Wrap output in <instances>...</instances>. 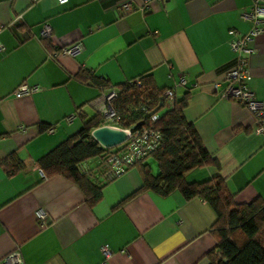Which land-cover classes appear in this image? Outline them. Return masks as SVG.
<instances>
[{"label":"crops","instance_id":"crops-1","mask_svg":"<svg viewBox=\"0 0 264 264\" xmlns=\"http://www.w3.org/2000/svg\"><path fill=\"white\" fill-rule=\"evenodd\" d=\"M115 1L0 0V264L15 250L22 264H212L216 214L206 202L178 192L126 201L142 185L135 167L106 183L90 209L73 183L41 173L38 161L96 115L91 101L101 91L92 75L111 87L148 76L158 90L182 77L175 99L188 96L184 118L218 164L185 181L220 177L235 204L264 203V134L254 133L245 108L218 96L235 56L228 33H250L244 15L253 0H169L142 10V0H131L137 9L123 17ZM43 24L54 45L40 39ZM77 43L81 52L59 55ZM248 47V87L264 106V31ZM21 85L39 91L17 98ZM143 164L157 175L152 158Z\"/></svg>","mask_w":264,"mask_h":264},{"label":"trees","instance_id":"trees-1","mask_svg":"<svg viewBox=\"0 0 264 264\" xmlns=\"http://www.w3.org/2000/svg\"><path fill=\"white\" fill-rule=\"evenodd\" d=\"M88 79L100 91L111 87L96 80L94 75ZM138 79L141 82L140 88L131 86L128 82L114 87L119 91L117 107L124 114L123 128L133 124L135 127L140 126L136 122L137 112L132 111L138 103L149 101L155 108L162 103L165 90H158L151 77L142 76ZM187 98L185 95L181 100L175 99L172 108L166 109L153 124L155 130L161 134L162 142L154 153L133 167L139 169L142 185L126 201L143 192H152L162 198L178 192L186 201L200 199L216 214L211 230L216 245L207 255L212 264H264V203L235 204L220 177L202 183L185 181L186 175L194 170L218 168L217 162L202 146L193 126L184 118ZM98 127L100 121L95 115L82 125L75 136L38 161L44 177H62L77 186L84 197L85 205L90 209L101 200L103 186L108 182L100 177L90 178L83 175L77 166L102 152V148L90 138V132ZM148 158H152L158 167L156 176H152L149 167L143 164Z\"/></svg>","mask_w":264,"mask_h":264},{"label":"built area","instance_id":"built-area-1","mask_svg":"<svg viewBox=\"0 0 264 264\" xmlns=\"http://www.w3.org/2000/svg\"><path fill=\"white\" fill-rule=\"evenodd\" d=\"M60 5H64L67 0H57ZM169 0H142L139 10L148 9L154 3H162ZM31 3L36 0H30ZM113 8L120 14L126 16L134 12L137 8L131 0H116ZM244 19L249 21L252 28L248 35L238 37L233 31H229V36L233 39L229 42V47L235 55L232 64L224 70L225 85L219 91V98L224 101H234L245 108L253 117L255 122L254 133L257 135L264 134V106L255 98L248 87L250 75L248 72L247 58L254 53V49L248 47V43L256 36L264 31V0H253L252 6ZM19 21V20H17ZM40 39L50 41L54 45L53 34L50 27L43 24L40 29ZM82 45L77 43L59 50V55L72 57L81 52ZM4 48L0 44V52ZM129 85L140 88V80L134 79L128 82ZM186 81L178 78V82L174 88L166 89L162 95V103L160 107L155 108L152 103H138L132 108L133 112H137L139 127L131 125L123 128L124 114L117 107L119 91L114 87L102 90L99 95L91 101L95 114L100 121V127H109L111 129L122 130L126 135V140L121 145L112 149H102L99 156L82 162L77 166L80 173L90 178L100 177V179L111 182L123 176L128 170L135 165L143 162L148 156L154 153L162 142L161 134L155 130L153 124L159 118V110L170 109L175 101L174 90L176 87H185ZM218 86L215 85V88ZM36 91L38 87H28L21 85L14 91L15 97L28 96ZM71 118L66 119L69 122ZM46 133H51V129H47ZM37 221L40 225H44L47 215L44 211L36 213ZM101 252L106 257L108 250L106 247L101 248ZM2 264H22L17 250L9 253L2 261Z\"/></svg>","mask_w":264,"mask_h":264},{"label":"water","instance_id":"water-1","mask_svg":"<svg viewBox=\"0 0 264 264\" xmlns=\"http://www.w3.org/2000/svg\"><path fill=\"white\" fill-rule=\"evenodd\" d=\"M161 104L159 105V107ZM90 138L94 140L102 149H112L121 145L126 140V135L122 130L111 129L109 127H98L90 132Z\"/></svg>","mask_w":264,"mask_h":264},{"label":"rangeland","instance_id":"rangeland-1","mask_svg":"<svg viewBox=\"0 0 264 264\" xmlns=\"http://www.w3.org/2000/svg\"><path fill=\"white\" fill-rule=\"evenodd\" d=\"M164 112H165V109L161 108V109L159 110V113H158V114H159V116H160V115H163V114H164Z\"/></svg>","mask_w":264,"mask_h":264}]
</instances>
